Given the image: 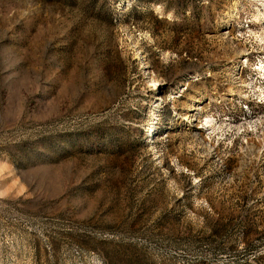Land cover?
Listing matches in <instances>:
<instances>
[{"label":"rangeland","instance_id":"obj_1","mask_svg":"<svg viewBox=\"0 0 264 264\" xmlns=\"http://www.w3.org/2000/svg\"><path fill=\"white\" fill-rule=\"evenodd\" d=\"M261 64L264 0H0V264H264Z\"/></svg>","mask_w":264,"mask_h":264},{"label":"bare ground","instance_id":"obj_2","mask_svg":"<svg viewBox=\"0 0 264 264\" xmlns=\"http://www.w3.org/2000/svg\"><path fill=\"white\" fill-rule=\"evenodd\" d=\"M260 71L264 72V64H261L258 68ZM205 124L206 126H211L213 125V120L212 119H209V118H206L205 120Z\"/></svg>","mask_w":264,"mask_h":264},{"label":"clouds","instance_id":"obj_3","mask_svg":"<svg viewBox=\"0 0 264 264\" xmlns=\"http://www.w3.org/2000/svg\"><path fill=\"white\" fill-rule=\"evenodd\" d=\"M156 12L157 13H160L161 12V7L160 6H156ZM169 18H171V17L169 16Z\"/></svg>","mask_w":264,"mask_h":264}]
</instances>
